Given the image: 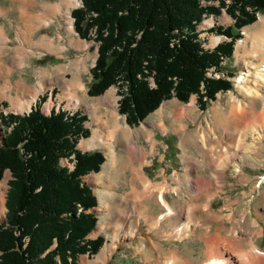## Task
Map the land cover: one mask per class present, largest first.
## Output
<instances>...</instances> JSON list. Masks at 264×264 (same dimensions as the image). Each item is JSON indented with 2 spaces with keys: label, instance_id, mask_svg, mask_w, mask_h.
<instances>
[{
  "label": "rangeland",
  "instance_id": "374dc122",
  "mask_svg": "<svg viewBox=\"0 0 264 264\" xmlns=\"http://www.w3.org/2000/svg\"><path fill=\"white\" fill-rule=\"evenodd\" d=\"M50 1L56 0H37L35 4H30L27 10L28 16L41 13L42 5ZM227 2L230 1L227 0ZM210 3L219 5L218 0ZM0 7L8 8L9 14H0V27L5 26L12 39L10 50L4 54L0 53V87L8 83L11 87L8 95L0 96V115L29 113L30 110L17 111L13 98L24 100L31 96H35L31 107L41 104L45 114L50 113L53 103L59 101L58 97L64 100L63 104L66 107L79 108L78 104L84 90L77 91L79 95L76 101L72 95L73 92L69 89L72 84L82 89L84 86H90L93 79L92 68L98 56V44L94 40L78 38L72 23L74 20L72 13L70 19L65 13H59L52 25L46 24L40 28H34L35 30L32 29V41L25 43L26 56H22L18 61L14 48L20 43L19 33L26 29L22 18V7L25 5L18 0H0ZM80 7L82 2L71 12ZM47 18L49 20L52 16ZM262 18H264V12L258 14V19L254 23L241 29L242 38L236 42L232 58L223 60L220 71L214 67V70L210 71L213 76L218 74L229 79L234 87L227 92H219L217 99L210 100L206 109H201L198 96L195 94L189 102H179V106L174 107L176 110L173 106L166 107V110L159 107L136 127L130 126L124 116L120 119V125L115 119L108 126L109 130L105 136L97 137L102 142H97L93 147L89 143L82 144L92 136L80 140L78 148L81 151L84 150L83 147H91L90 151H102L106 157L99 172H93L83 178L85 182L94 185L93 192L99 199V205L95 208L98 223L88 237H103L104 243L98 253L81 255L80 264H96L98 255L106 247L108 256L103 264H176L177 262L203 264L209 255L222 251H226L227 256H232L233 261L238 262L240 256L233 251L234 244L236 243V247L240 249L243 243L237 244L235 234L241 236L245 234V237H249L248 240L251 237L254 242L256 241L255 244L264 250V217L259 214H264V191L262 195L260 193V190L264 189L263 183V186L258 187L251 197L252 214L248 215L249 212L245 213L242 210L249 200V196L242 193L248 192L259 181H264V132L261 130L264 128V98L256 99L250 95L251 92L256 93L258 89L263 93L264 88L256 85L257 87L251 88L250 93L247 94L242 92L238 85L239 76L249 70L247 67L255 66L257 69L251 70L256 71L264 63V57H262L264 56L262 53L264 34L257 35ZM71 23L73 32L68 29ZM234 25V19L225 9L220 15L206 16L199 24L200 36L205 48L213 49L218 42L230 41L227 36L213 29ZM43 36L49 39L57 37L58 41L54 45L56 49L50 50L49 47L39 45L38 41ZM219 37L221 40L215 43L214 39ZM241 40L244 42L238 48ZM253 77L250 76L249 79L252 80ZM153 80V77H149L151 86H153ZM40 84L43 88L37 93L42 87ZM245 85L250 87L251 84L247 82ZM124 88L126 92V87ZM108 97L116 98L120 106L123 97L120 86H112L97 98L86 96L88 100L97 102L106 100ZM168 100L170 101L166 104L171 105L175 102L173 105L176 106L178 103L176 101L179 99L174 97ZM240 106L246 108L243 121L233 114V110ZM182 116L186 118L182 119ZM116 124L118 125L115 126ZM126 127H130L134 132L132 139L136 146L130 142L126 145L123 143ZM115 128H119L118 134L112 131ZM9 129L11 127L4 125L0 119V144ZM260 130L261 136L258 133ZM115 134H117L116 138ZM226 136H229V139ZM129 146L134 149L138 147L144 152L143 155L141 154L140 162L137 164L134 162V164L149 178L150 186L164 187V198L173 212L162 221L158 219L166 211L165 207L159 200L157 202L155 197L149 200L141 195L134 196L135 185L131 178L133 172L130 168L125 169L120 165L126 162L125 152ZM226 150L228 153L225 152ZM111 153L117 154L119 162L116 168L109 170V175V163L112 164L113 161L111 157L109 162ZM210 157L219 160L217 165H208ZM222 165L226 168L220 171L223 168ZM237 168L239 172L236 171ZM210 175L217 177L214 179L215 185L209 193L194 196V199L196 204L205 205L209 201L211 212L196 210L192 205H187L186 208L184 207L186 213L189 215L192 210L195 213V219L191 220V227L187 228L185 224L188 221L179 222L176 219L178 210L190 200L189 193L193 188H197L198 180L208 178ZM12 178V173L7 170L0 180V192H4V195L0 193V223L6 222L8 212L6 202ZM140 183L143 190L146 184L142 181ZM2 202L5 203L4 211ZM133 203L137 204L139 218L135 216L136 212H131ZM119 212L134 216L120 219ZM233 216L234 218H231ZM243 216H247V220L240 227L239 222ZM101 225L104 229L98 231ZM233 225L237 227L233 229ZM130 228H134L133 235L129 234ZM208 228L213 236L219 233L224 242L208 246L206 243ZM94 232H96L95 235H93ZM176 260L177 262L174 263Z\"/></svg>",
  "mask_w": 264,
  "mask_h": 264
},
{
  "label": "trees",
  "instance_id": "16d2710c",
  "mask_svg": "<svg viewBox=\"0 0 264 264\" xmlns=\"http://www.w3.org/2000/svg\"><path fill=\"white\" fill-rule=\"evenodd\" d=\"M211 1L82 0L72 11L75 30L98 44L89 95L120 86V113L136 127L168 99L189 102L196 94L204 110L219 92L232 90V81L207 72L220 71L232 58L241 29L264 12V0ZM223 9L235 25L213 30L230 41L207 49L199 24ZM0 119L11 127L0 144V180L7 170L13 177L6 222L0 223V264H80L81 255L98 253L104 238L88 236L96 229L91 211L99 203L83 177L99 172L106 157L78 148L91 135L87 115L63 109L45 114L37 104L27 114L2 113ZM71 157L73 170L61 162Z\"/></svg>",
  "mask_w": 264,
  "mask_h": 264
},
{
  "label": "bare ground",
  "instance_id": "6f19581e",
  "mask_svg": "<svg viewBox=\"0 0 264 264\" xmlns=\"http://www.w3.org/2000/svg\"><path fill=\"white\" fill-rule=\"evenodd\" d=\"M18 1H21V3L23 5H25V7H22V18H23V20L25 22V28H26L24 31H22L21 33H19L20 43L18 44V46L16 45L17 46L16 48H14L15 49V52L17 54V55L15 54V55H16V58L18 59V61H20L21 58H22V56H24L26 54L25 43H29V42L32 41V33H31L32 32V29H34V28H40L41 26L46 25V24L52 25V23H55V20L57 19V16H58L59 13H63V14L65 13L67 15V17L70 19L71 18V13H72L71 10L73 8L77 7L80 4V2H82L81 0H56V1L45 2L42 5L43 8L41 9L42 10L41 13H39L38 15L37 14H34V16H28L29 14H28L27 10H28L29 5L30 4H35L37 0H18ZM7 13H8V8L6 9L5 7H0V14H7ZM48 16H52V18H50L48 20V18H47ZM208 23H210V21ZM259 28L260 29H259V32H258L257 35L264 34V18H262V22H261V25L259 26ZM68 29L71 32H73L72 23H71V25L69 26ZM7 32L8 31H7V29H6L5 26L0 27V53H3V54L6 53L7 51H9L10 50V46H11V40L12 39L8 35ZM220 40H221V37H219L217 39H214V42L216 43V42H218ZM57 41H58L57 40V37H53V38L49 39L48 37L43 36V37H41L39 39L38 44L41 45V46L49 47V49L51 50V49H56L54 45H56V42ZM243 42H244V40H241L240 41V43L238 44V48L240 46H242L241 43H243ZM47 44H49V45L47 46ZM262 51H263L262 53H264V49H262ZM3 54H1V55H3ZM27 55H29V54L27 53ZM262 57H264V56H262ZM3 58H4V56H3ZM14 64H17V63L15 62ZM247 68H249V70L247 72H245V73H242L244 75L239 76V79H238V85L240 87V90L242 92H246L248 94V93H250L249 90L251 88L257 87L256 85H258V87L260 86V87L264 88V63L261 64L260 67H259V69L256 70V71H252L251 70V69H257L255 66L247 67ZM250 76H252V77L254 76L252 78V80L249 79ZM9 82H10V80H9ZM247 82H249V84H251L250 87H246V86H249V85H245V83H247ZM42 88H43V86L37 91V93H39ZM10 90H11L10 83H8V85L6 84L3 87H0V96L2 97V96L8 95V92ZM258 90L256 91V93H252L251 92L250 95H252L253 98H256V99H263L264 98V91L262 93V92H260ZM11 97L12 96L10 95V98ZM13 99H14L13 102L15 104V109L17 111L23 112V111H27V110H29V109L32 108L31 107V104L35 100V96H31L29 99L27 98V99H24V100H19L18 98L17 99L16 98H13ZM253 101H255V99ZM245 111H246V108H244L243 106H240L237 109L233 110V114L237 118L240 117L242 119V121H243L244 118H245V116H246V115L244 116ZM72 114L73 113H71L70 115H72ZM249 116H250V114H249ZM118 130H119V128H117L115 130V132L118 133L119 132ZM261 130L264 132V128L261 129ZM260 131L258 132L259 135L262 134V131L261 132ZM124 132L126 134L124 133L123 143L126 145L127 143L130 142V143H132L133 145L136 146L134 140L132 139V138H134V135H133L134 132L130 129V127H126ZM97 137L98 136H94L93 138H91L89 140H85L82 144H85V143L87 144L89 142L92 144L93 141H95V142L96 141H99V139ZM227 137L229 139V136H226V138ZM109 138H106V139H109ZM226 141H228V140H226ZM227 151L228 150H226L225 152L228 153ZM125 153H126V162L124 161L125 164H120V165L123 166L125 169L130 168L132 170V172H133V176L131 178H132L133 184L135 185L134 191H133L134 196L136 195L137 197H139L141 195L142 197L147 198L149 200H152V199H155L156 198V201L157 202L159 200V202L166 209V211L163 214H161V216H159V219L158 220L159 221L160 220L162 221V219H164L165 217L169 216L173 212V209L169 206V203L164 198V193H163L164 187L163 186H155L154 188H152L150 186V184H149V178H147L143 174V172H142L141 169L135 167L134 162H136V164H137V162H140V159L142 157L141 154L143 155V153H144L141 149L139 150L138 147H136V149H134L131 146H129V148H126V152ZM111 157L113 159L112 165H115L116 164L118 166V162H119L118 159L119 158H118L117 154L113 153L111 155ZM216 159L211 158V160H208V165L209 166L210 165H213V164L217 165V163L219 162V160L217 161ZM61 162H62V165L63 166H67L66 158L63 159ZM222 167L223 168L220 171H223L226 168L225 165H222ZM68 168L70 170H72V168H70V167H68ZM236 171L239 172L240 171L239 168H237ZM214 179H217V177L215 175L214 176L212 175V177H211V175H210L208 178H204L203 180H200V181L198 180V182H197L198 183L197 184V188L196 189L193 188L191 190V193H189V199L190 200H188V201H186L184 203L185 208H186L187 205H192L193 208H196V210L201 209L204 212H211L210 211V202L209 201L205 205L203 203L196 204L195 203L194 196H197V195H200L201 196V194L206 195L207 193H209L210 190H211V188L215 185ZM141 181L146 184V186L144 187L143 190H142V186H141L142 183H140ZM262 183L264 184V181L263 180L259 181V183L255 187L256 188L260 187L262 185ZM263 191L264 190H261V192H260L261 195L263 194ZM1 194L4 195V192L2 191ZM155 195H157V197ZM2 200H4V198H2ZM132 205L133 206H132V211L131 212H136L135 216L139 218V216H138L139 214H137V206H136L137 204L136 203H133ZM185 208H184V210H185ZM2 210L3 211L5 210V203L4 202H2ZM182 211H183L182 209L178 210V214H177L176 219H178L179 222H181L183 220H186V222L188 221V223L185 224V225H186L187 228H189V227H191V222L195 219L194 210H192V212L189 213V215H185L186 213L184 214L183 213L184 211L183 212ZM259 214L262 217H264V214L263 215H262V213H259ZM124 216H126V217H124ZM130 216H131L130 213L127 214V215H125V214H122L121 212H119V217H121L120 219L129 218ZM133 216H131V217H133ZM231 218H234V216L231 217ZM246 220H247V216H243L242 217V220H240V222H239L240 227H242V225H244V222H246ZM236 227H237V225H236ZM236 227H235V225H233V229L236 228ZM103 229L104 228L101 225V226H99L98 231L103 230ZM180 230L182 231L183 229H180ZM252 231H250L251 234H253ZM129 232H131V233H129L130 235H133L134 228L133 229L130 228L129 229ZM247 232H249V231H247ZM95 233L96 232H94L93 235H95ZM211 234H212L211 233V230H210V228H208V230H206V237H207L206 238V243H207L208 246H213L215 244H220L223 241V239L221 238V236L218 235L219 233L217 235L215 234L216 236H213ZM244 235L241 236V235H236L235 234V236L237 238V244L243 243L240 246V249H239L238 246L236 247V245H235L236 243L234 242L235 244H234L233 251L234 252H237L239 254V256H240L238 262L233 261V257L232 256L231 257L230 256H227V254H225L226 251H222L220 253H212L211 255H209L208 259L203 264H264V250L262 248H260L258 245H256L255 244L256 241L254 242V240L251 237H250V240H248L249 237L247 238ZM232 236H234V235H232ZM245 247H246V249H245ZM243 249H245V250H243ZM107 256H108V251H107V247H106L98 255L96 264H103L107 260ZM176 262H177V260L174 261V263H176ZM169 264H171V263H169ZM176 264H179V263L177 262Z\"/></svg>",
  "mask_w": 264,
  "mask_h": 264
},
{
  "label": "crops",
  "instance_id": "0c3cea01",
  "mask_svg": "<svg viewBox=\"0 0 264 264\" xmlns=\"http://www.w3.org/2000/svg\"><path fill=\"white\" fill-rule=\"evenodd\" d=\"M77 36H79V35L77 34ZM78 38H80V36ZM72 85H71L69 91H72L73 92L72 95L75 97V100L76 101H77V96L79 95V92H77V91H79V90L83 91L84 90V92H82L83 94L81 96L80 103L78 102L79 103L78 104L79 105V108H77V107L76 108L66 107V105L63 104L64 100L61 99V98H59V97L57 98L59 101H57V103H53V105L54 106L58 105L57 106L58 108L55 107V109L57 111L62 108L63 110H65L67 112H70V113H76V112H78V113H81L83 115H87L88 120L85 122V126L90 130V132H91V135L90 136H92L91 138H93L94 136H98L100 138H101V135L105 136L106 132L109 130L108 126L111 124V122H113V121H115V119H117L118 120L117 123L119 124L120 123V119L122 118V116H124L126 118L125 115H123V114L120 113L119 105H118V102H117V99L116 98L113 99V97L112 98L111 97H108V98H106V100H102L100 102H97L95 100H88V98H86V96L93 97V98H97L99 96H91V95H89V92H88L89 91V87H87V86H84V88L82 89V87H77V85H75V84H72ZM75 94H76V96H75ZM168 101H170V100L164 101L161 104L160 108H163V110H166V107H172L173 106V109H175L174 107H178L179 106V102L181 103V101L178 100V101H176V103L178 102L177 105L174 106L173 103H175V102L171 103V105H168V104H166V102H168ZM104 109L106 110L105 112L103 111ZM185 118H186V116H182V119H185ZM118 124H116L115 126H117ZM112 125H113V123H112ZM116 129L117 128H115L112 131H115ZM117 134H115V138H116ZM91 138H89V139H91ZM96 142H102V141L99 140V141H96ZM96 142L93 141V143H92L93 145L90 142H89V144L92 145L91 147H93L94 145H96ZM83 146H86V145H83ZM91 147H89V148L83 147L84 150H82V151L83 152L90 151ZM116 151H117V149H116ZM117 153H118V151H117ZM110 160H111V156L109 158V162H110ZM118 161H119V159H118ZM116 167H117L116 164L112 166V164L109 163V167H108L109 175H110V171L109 170H111V168H116ZM108 172H107V174H108ZM104 176H106V174ZM83 181H84V179H83ZM250 182H248V183H250ZM87 184L92 189L94 188V185H92L91 183L88 182ZM243 184H246V183H243ZM262 186L263 185H261L260 187H262ZM256 189L257 188H255L253 186V188L250 189L248 192L245 191V192L242 193L243 195H245L247 197L249 196V200L247 202V206H245L242 209L245 213H248L249 212L248 215L249 214H252V206H251V203L252 202H250V200L252 199L251 197H253L252 195L256 191ZM261 190H264V189H261ZM261 190H260V192H261ZM98 203H99V199H98ZM184 207L185 206L183 205L182 210L184 212L183 211L182 212L185 214L186 213L185 212L186 210H184ZM93 210H95V208L92 209V211ZM185 215H188V213H186ZM119 218H121V217H119ZM126 221H129V220H126Z\"/></svg>",
  "mask_w": 264,
  "mask_h": 264
},
{
  "label": "built area",
  "instance_id": "2783aa9c",
  "mask_svg": "<svg viewBox=\"0 0 264 264\" xmlns=\"http://www.w3.org/2000/svg\"><path fill=\"white\" fill-rule=\"evenodd\" d=\"M204 2V1H203ZM218 44V43H217ZM216 44V45H217ZM223 63V62H222ZM214 70V68H211V69H209V71L207 72V76L208 77H217V78H219V77H221L220 75H218V74H216V76H213V75H211V72ZM211 71V72H210ZM152 85L153 86H155V83H154V80H153V82H152ZM75 159H74V157H71L70 159H67L66 158V163H67V167H70V168H72V170L75 168Z\"/></svg>",
  "mask_w": 264,
  "mask_h": 264
},
{
  "label": "water",
  "instance_id": "95a60500",
  "mask_svg": "<svg viewBox=\"0 0 264 264\" xmlns=\"http://www.w3.org/2000/svg\"><path fill=\"white\" fill-rule=\"evenodd\" d=\"M91 212H93V213L97 214V211H96V210H93V211H91Z\"/></svg>",
  "mask_w": 264,
  "mask_h": 264
}]
</instances>
